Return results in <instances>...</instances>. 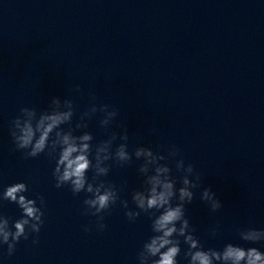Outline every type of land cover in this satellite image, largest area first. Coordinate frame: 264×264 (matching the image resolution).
Wrapping results in <instances>:
<instances>
[{"label": "water", "instance_id": "obj_1", "mask_svg": "<svg viewBox=\"0 0 264 264\" xmlns=\"http://www.w3.org/2000/svg\"><path fill=\"white\" fill-rule=\"evenodd\" d=\"M54 96L75 100L78 115L92 96L118 108L130 148L167 155L178 146L224 204L212 213L197 192L188 206L201 242L260 247L235 229L264 228V0H0V192L27 182L29 198L47 202L39 244L22 240L11 257L4 246L0 264H137L152 235L148 217L130 223L117 207L99 232L94 217L81 215L84 194L55 187L54 160L13 150L9 128L20 108L43 111ZM99 118L88 129L97 142L106 138ZM141 163L106 178L127 181L121 198L133 209ZM0 212L21 215L7 201ZM216 225L222 232L212 238Z\"/></svg>", "mask_w": 264, "mask_h": 264}, {"label": "clouds", "instance_id": "obj_2", "mask_svg": "<svg viewBox=\"0 0 264 264\" xmlns=\"http://www.w3.org/2000/svg\"><path fill=\"white\" fill-rule=\"evenodd\" d=\"M76 94L83 89L76 85ZM75 100L51 98L48 108L40 111L34 107H22L9 128L14 151L23 158L37 159L47 155L55 161L52 178L57 189L67 187L73 196L84 194L81 215L95 218L99 232L107 230L105 220L117 207L124 209L130 223L143 214L151 220L152 235L146 239L137 253V264H264V228L237 227L238 238L250 245L225 243L221 249L206 247L196 235L197 229L188 217V206L200 200L210 212H220L224 204L211 187H203L202 176L196 166L182 158V150L172 145L167 155L151 146H132L128 128L117 124L118 108L102 103L92 96L86 111L80 112ZM99 118V126L106 137L99 142L88 129L93 119ZM118 127L120 132L113 131ZM77 133H81L77 135ZM142 161L137 169L143 178L142 186L131 192V205L121 194L127 189V181L119 186L106 178L113 167L125 168L133 161ZM175 166V171L172 165ZM89 173H92L89 179ZM202 189V191H201ZM27 182L8 185L0 192V201L15 204L21 210L19 219L0 212V249L7 246L6 255L11 257L21 241L32 240L39 244V234L45 225L47 202L43 195L30 199ZM85 232L93 228L84 226ZM222 228L216 225L210 236L217 238ZM35 236V239H32ZM182 245L186 246L182 247ZM4 253H0V256Z\"/></svg>", "mask_w": 264, "mask_h": 264}]
</instances>
